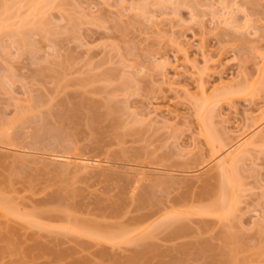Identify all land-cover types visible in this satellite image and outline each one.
Listing matches in <instances>:
<instances>
[{
    "label": "rangeland",
    "instance_id": "1",
    "mask_svg": "<svg viewBox=\"0 0 264 264\" xmlns=\"http://www.w3.org/2000/svg\"><path fill=\"white\" fill-rule=\"evenodd\" d=\"M8 9L32 25L0 31V200L16 210L0 212V264H264V0H0V18ZM243 129L263 138L234 168L236 213H196ZM57 155L104 166L64 169ZM161 207L191 213L186 232L138 239L165 212L138 218Z\"/></svg>",
    "mask_w": 264,
    "mask_h": 264
},
{
    "label": "bare ground",
    "instance_id": "2",
    "mask_svg": "<svg viewBox=\"0 0 264 264\" xmlns=\"http://www.w3.org/2000/svg\"><path fill=\"white\" fill-rule=\"evenodd\" d=\"M36 1V0H35ZM40 1H43V0H40ZM32 3H34V1H32L30 4H32ZM39 4H41V2L39 3ZM45 4V3H44ZM49 4V3H48ZM47 4V5H48ZM28 5H29V2H28ZM34 5V4H33ZM43 5V4H42ZM6 6V5H5ZM9 7V6H8ZM48 7V6H47ZM14 8V7H13ZM18 8H20V7H18ZM29 8L30 9H32V11L30 12V14H32V17H34V15H36L37 13H39L40 12V14L42 15V13H44L43 11H40V8H39V6H38V3L37 4H35L33 7H30L29 6ZM11 9V8H10ZM9 10V9H8ZM12 10V9H11ZM14 10H20V9H13L12 10V12L9 10V11H7L9 14V16H5V17H1L0 18V31L2 32V30L3 29H6V28H12V26H18L17 28H14L13 29V33H20L19 31L20 30H18L20 27H22V29L26 26L25 24H27V25H29L30 23H32V22H28V20H27V18H23L22 19V17H20L19 15V17H20V20L16 23L15 21H17L16 20V18L18 17H16L15 15H13V16H10V12L13 14V11ZM42 10H43V8H42ZM22 11V10H21ZM28 11V10H27ZM20 12V11H19ZM42 12V13H41ZM45 15V14H44ZM44 15H43V17H44ZM24 16V15H23ZM38 16V15H37ZM10 17V18H9ZM15 17V19H14V21L13 22H11L12 20L11 19H13V18ZM42 18V17H41ZM10 20V21H9ZM34 20V19H33ZM42 20V19H41ZM229 20V19H228ZM15 23H16V25H15ZM225 23V22H224ZM229 23V22H228ZM22 25H25V26H22ZM32 25V24H31ZM31 25H29V27L28 28H30L31 27ZM45 26V25H44ZM27 28V27H26ZM24 31V30H23ZM21 43V42H20ZM27 43V42H26ZM226 89H228L227 87H226ZM234 89V88H233ZM224 90V89H223ZM230 90H232V87H230ZM230 90H228L229 92H227V91H224V92H222V94H220V95H226V94H235V93H238L237 91H239V90H232V91H230ZM242 92V91H241ZM220 95H218V96H220ZM216 98V97H215ZM220 98V97H219ZM215 100V99H214ZM216 100H218L217 98H216ZM215 100V101H216ZM213 102V101H212ZM211 101H210V99H203V102H200V104H199V106H198V113H199V115H200V119H201V122H202V126H203V128H204V130H205V132L207 133V134H204V135H209V137L211 138L210 140V142L212 143V147L214 148V150L216 151L217 150V146L215 145V142L218 140H216V138H212L214 135H213V133L212 134H210V130L209 129H211L209 126H208V123H209V119H210V121H212V119L211 118H213V117H211V118H209L210 116H212V115H210V109L211 108H214V107H211L210 106V104L212 103ZM215 106V105H214ZM212 110V109H211ZM214 112V111H213ZM212 112V113H213ZM211 113V114H212ZM254 117V116H253ZM257 119H255V121L253 120V124H252V126H255V124L256 123H260V121H261V118L260 119H258V117H256ZM252 119L253 118H251V121H252ZM259 120V122H257ZM262 120H263V118H262ZM263 122V121H262ZM244 128H246V127H244ZM253 128V127H252ZM249 129V128H248ZM248 129H243V131L239 134V139H238V141L236 142V143H234L233 145H231L228 149H229V151H228V153H227V155H225V156H223L220 160H218L217 161V164H216V169H215V172L216 173H213L211 176V178L209 179H207V185H206V187L204 188V190L202 191V192H200V193H197V197H196V199H194V201H197V202H206L205 200H207V199H210V198H212V200H211V202H210V200H207V202H210L209 204H207V206H205V207H199V206H196V207H198V208H200V209H198L197 211L196 210H193V211H195L196 213H200V215L201 214H207V215H211V214H218V215H220V216H222L223 218H225L226 216H227V218H228V216L229 215H231V214H233V213H236V212H234L235 210H234V208H235V206H236V204H237V200L239 199L238 198V184H241V183H239L240 182V180L237 182V178H236V176L237 175H235L233 172H235L234 171V168H235V166L237 165V163L246 155V154H248L249 153V151H250V149H251V147L253 146V145H255L254 147H256V145L258 144L257 142V140L259 139V140H261L262 138H263V136H258V137H256V134L254 133V135L255 136H252L251 137V135L249 136V137H247V138H245V135H246V132L248 131ZM242 130V129H241ZM250 130V129H249ZM264 130H262V132H263ZM257 133V132H256ZM211 135H213L212 137H211ZM253 135V134H252ZM247 136V135H246ZM209 137H207V138H209ZM215 139V140H214ZM264 140V139H263ZM209 141V140H208ZM220 141V140H219ZM217 143L218 144H221V142L219 143L218 141H217ZM263 144V143H262ZM222 145H219V149L221 148V149H223L222 147H221ZM258 146H260V144L258 145ZM258 148V147H257ZM212 151V154L214 155L215 153H217V151L214 153L213 152V150H211ZM218 151H220V150H218ZM219 153V152H218ZM250 155V154H249ZM214 157V156H213ZM46 158H48V157H46ZM50 158H52V157H50ZM53 159H55V160H57V161H60L61 162V164H59V166H61V168L64 166L65 168L64 169H66V167H68L67 169H69V168H71L72 166H74V168H76V170H78V169H81V171L83 172V171H85V170H91V171H93V169H94V171L95 170H97V169H99V167H101V166H104V165H102V164H104V162L102 161V160H99V159H97V158H89L88 156H86V157H82L81 155H80V157H74V156H67V155H57V156H53ZM47 160V159H46ZM51 160V159H50ZM242 161V160H241ZM43 162H45V161H43ZM49 163H50V161H48ZM50 164H52V162L50 163ZM50 164H48V165H50ZM55 164H58V163H55ZM54 164V165H55ZM46 165V164H45ZM63 165V166H62ZM49 167V166H48ZM239 167V166H238ZM108 169V168H107ZM61 170V169H60ZM238 170V169H237ZM97 171H99V170H97ZM101 171H103V170H101ZM80 173V172H79ZM84 173V172H83ZM142 173V172H141ZM144 176H146V175H144ZM186 182V181H185ZM242 187H243V185H241ZM239 190L241 191V189L239 188ZM239 195H241V194H239ZM181 200V199H180ZM187 200V199H186ZM192 200V202H194L193 201V199H191ZM176 202H179V199H177V200H175ZM174 201V203H176ZM183 202V201H182ZM189 201H187V203H188ZM5 203H6V205H5ZM183 204V203H182ZM192 204H195V203H192ZM205 204V203H204ZM174 205V204H173ZM173 205H172V207H173ZM176 205H179V204H176ZM166 206V205H165ZM168 206V205H167ZM189 206H191L190 204H189ZM189 206H187V207H189ZM171 206L169 205L168 207H166V208H170ZM177 207V206H176ZM182 207H184V206H182ZM193 208H194V206H192ZM9 206H8V203H7V201H1L0 200V212L2 213V214H4L5 216H8V214L7 213H12L15 209L13 208V211L12 210H9ZM162 208V207H161ZM176 209V208H175ZM175 209H172L170 212H168L169 210H167V212H165V210H164V207L161 209V210H159L158 208H157V210L156 209H154V211H149V212H147V213H145V214H143V215H141L139 218H138V220L140 221V222H142V221H148V219H152L153 217H155V215H157V214H159V213H161V215H162V212L161 211H163V212H165L162 216H161V218L159 219H157L155 222H151L150 224H148L145 228H143L144 230L142 231V232H140V236L138 235V239H140L139 237H141V238H143L144 236H146V235H150L151 237H152V235L153 234H155L154 233V231H157L158 232V229H162L163 228V226L164 227H166V231H167V229H169L170 231L172 230V233H175V234H181V233H185L186 232V229H187V227H186V225L184 226V225H181L180 224V220H181V218L182 219H184L183 217H186L187 216V212L188 211H186V212H183V211H176ZM183 209V208H182ZM187 209V208H186ZM173 210H175V211H173ZM191 209L189 210V211H192ZM16 211V210H15ZM173 211V212H172ZM18 213V212H17ZM15 214V216L17 217V215L19 214ZM7 214V215H6ZM21 215H22V212L20 213ZM188 214H189V212H188ZM191 214V213H190ZM189 214V215H190ZM193 214V213H192ZM3 215V216H4ZM234 215V214H233ZM10 216V215H9ZM19 216V215H18ZM27 216V215H26ZM21 217V216H20ZM22 217L24 218V216L22 215ZM30 217V216H29ZM32 217V216H31ZM230 217V216H229ZM25 218H27V217H25ZM33 218V217H32ZM32 218H30L31 220H32ZM187 218V217H186ZM190 218V217H189ZM222 218V220H224ZM20 219V218H19ZM221 219V218H220ZM23 220V219H22ZM26 220H28V218L26 219ZM25 220V221H26ZM226 220V219H225ZM26 222H28V223H34V222H36V221H33V222H30V221H26ZM71 223V222H70ZM81 224V223H80ZM84 224H86L87 225V223H84ZM91 224V223H90ZM34 225V224H33ZM75 226H73V228L74 227H76L77 228V231L79 232V233H81V234H83V235H85V234H88V235H91V233H93L92 232V230L91 229H89V231L90 232H86L85 231V227L83 226V227H77V225L76 224H74ZM85 225V226H86ZM70 225H68V227H69ZM90 226H92V225H90ZM72 227V226H71ZM70 227V228H71ZM84 228V229H83ZM124 229V228H123ZM74 231H75V228H74ZM120 231H121V229H120ZM124 231H126V232H128V234H129V230L128 229H124ZM95 232V231H94ZM119 232V231H118ZM123 232V231H122ZM126 232H124V233H121V235H114V234H109V236L108 235H101V233L99 232V233H97V235H95V234H92V235H95V236H98V238H102V239H107V240H109V241H115V240H117V239H121V238H124L125 237V234H126ZM90 233V234H89ZM99 234V235H98ZM107 234V233H106ZM119 234V233H118ZM138 234V233H137ZM127 237V236H126ZM129 237V236H128ZM127 237V238H128ZM154 237V236H153ZM242 237V236H241ZM241 237H239V238H241ZM137 238H135L136 240H137ZM238 239V238H237ZM128 239H126V241H127ZM133 241H135V240H133ZM138 241V240H137ZM241 241H243V240H241ZM119 242V241H118ZM243 244V243H242ZM241 247V246H240ZM143 250H145V248L143 249ZM148 250V249H147ZM224 251H226V250H224ZM147 252V251H146ZM140 253H142V252H139V254ZM234 253V252H233ZM143 255H146V253L144 254V253H142ZM137 256V257H136ZM136 256H135V259L136 258H138L139 257V259H140V256L141 255H138V253H136ZM224 256V255H223ZM143 257L144 256H142L141 258L143 259ZM141 261V260H140ZM136 263H138V260H137V262Z\"/></svg>",
    "mask_w": 264,
    "mask_h": 264
}]
</instances>
